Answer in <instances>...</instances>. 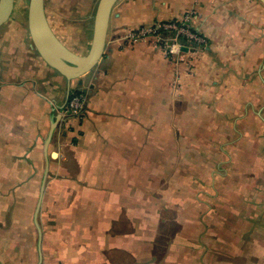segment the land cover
Wrapping results in <instances>:
<instances>
[{
	"label": "crops",
	"instance_id": "obj_1",
	"mask_svg": "<svg viewBox=\"0 0 264 264\" xmlns=\"http://www.w3.org/2000/svg\"><path fill=\"white\" fill-rule=\"evenodd\" d=\"M97 3L44 0L78 54ZM28 6L0 26V264H264V4L119 0L103 56L71 81L32 47ZM188 10L205 46L126 38Z\"/></svg>",
	"mask_w": 264,
	"mask_h": 264
},
{
	"label": "water",
	"instance_id": "obj_2",
	"mask_svg": "<svg viewBox=\"0 0 264 264\" xmlns=\"http://www.w3.org/2000/svg\"><path fill=\"white\" fill-rule=\"evenodd\" d=\"M119 0H98L94 33L90 50L87 54L81 55L70 49L53 31L45 12L44 0H29L28 6V27L32 38V47L36 49L43 59L53 68L62 73L68 80L76 79L91 71L103 56L111 14L114 6ZM264 4V0H260ZM15 0H0V26L6 23L13 12ZM186 50V47L183 48ZM70 97V89L65 108ZM62 114L59 113L52 119L50 131L45 141L46 166L42 181V192L46 185L49 172L50 156L48 146L54 136L58 122ZM40 203L37 209L39 210Z\"/></svg>",
	"mask_w": 264,
	"mask_h": 264
},
{
	"label": "built area",
	"instance_id": "obj_3",
	"mask_svg": "<svg viewBox=\"0 0 264 264\" xmlns=\"http://www.w3.org/2000/svg\"><path fill=\"white\" fill-rule=\"evenodd\" d=\"M195 12L188 10L180 19L155 21L147 27H140L126 34V38L139 41L143 38H153L156 45L167 56H178L183 48L189 46H205L207 37L195 26ZM86 97L83 93H73L69 97L66 113L80 118L83 115Z\"/></svg>",
	"mask_w": 264,
	"mask_h": 264
},
{
	"label": "trees",
	"instance_id": "obj_4",
	"mask_svg": "<svg viewBox=\"0 0 264 264\" xmlns=\"http://www.w3.org/2000/svg\"><path fill=\"white\" fill-rule=\"evenodd\" d=\"M73 93H83L81 89H75L70 93V96L73 95Z\"/></svg>",
	"mask_w": 264,
	"mask_h": 264
},
{
	"label": "flooded vegetation",
	"instance_id": "obj_5",
	"mask_svg": "<svg viewBox=\"0 0 264 264\" xmlns=\"http://www.w3.org/2000/svg\"><path fill=\"white\" fill-rule=\"evenodd\" d=\"M67 115H68L69 118H73V117H74V116H72V115H70V114H68V113H67ZM75 118H76V117H75Z\"/></svg>",
	"mask_w": 264,
	"mask_h": 264
},
{
	"label": "bare ground",
	"instance_id": "obj_6",
	"mask_svg": "<svg viewBox=\"0 0 264 264\" xmlns=\"http://www.w3.org/2000/svg\"><path fill=\"white\" fill-rule=\"evenodd\" d=\"M51 67V66H50Z\"/></svg>",
	"mask_w": 264,
	"mask_h": 264
}]
</instances>
